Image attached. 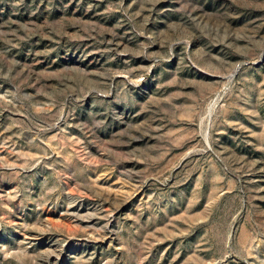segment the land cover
<instances>
[{
    "label": "rangeland",
    "instance_id": "374dc122",
    "mask_svg": "<svg viewBox=\"0 0 264 264\" xmlns=\"http://www.w3.org/2000/svg\"><path fill=\"white\" fill-rule=\"evenodd\" d=\"M0 264H264V0H0Z\"/></svg>",
    "mask_w": 264,
    "mask_h": 264
}]
</instances>
